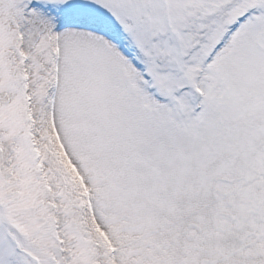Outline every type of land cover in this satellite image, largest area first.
I'll use <instances>...</instances> for the list:
<instances>
[{
  "label": "snow or ice",
  "instance_id": "obj_1",
  "mask_svg": "<svg viewBox=\"0 0 264 264\" xmlns=\"http://www.w3.org/2000/svg\"><path fill=\"white\" fill-rule=\"evenodd\" d=\"M0 264H264V0H0Z\"/></svg>",
  "mask_w": 264,
  "mask_h": 264
}]
</instances>
